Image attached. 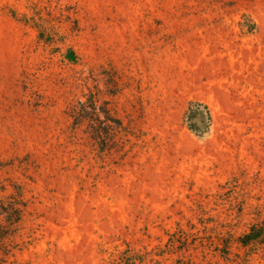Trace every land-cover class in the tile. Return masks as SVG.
Listing matches in <instances>:
<instances>
[{"label":"rangeland","instance_id":"1","mask_svg":"<svg viewBox=\"0 0 264 264\" xmlns=\"http://www.w3.org/2000/svg\"><path fill=\"white\" fill-rule=\"evenodd\" d=\"M87 99L107 144L73 126ZM0 183L26 204L0 264H264L239 242L264 221V0H0Z\"/></svg>","mask_w":264,"mask_h":264},{"label":"trees","instance_id":"2","mask_svg":"<svg viewBox=\"0 0 264 264\" xmlns=\"http://www.w3.org/2000/svg\"><path fill=\"white\" fill-rule=\"evenodd\" d=\"M69 60L75 61L76 57L71 52ZM70 117L73 119L74 127L85 126V132L94 141L101 144L110 142L112 134L115 133L121 123L115 119L111 111L106 107H98L92 99L85 102H77L71 109ZM101 117H103L101 119ZM184 121L188 129L199 137L207 134L211 125V115L206 105L201 102L193 101L184 115ZM14 192L7 196H0V244L21 222L26 204L18 188H13ZM6 188L0 183V193H4ZM264 241V221L259 225H253L248 233L244 234L239 242L247 247Z\"/></svg>","mask_w":264,"mask_h":264}]
</instances>
